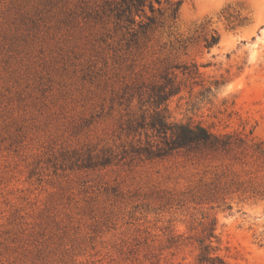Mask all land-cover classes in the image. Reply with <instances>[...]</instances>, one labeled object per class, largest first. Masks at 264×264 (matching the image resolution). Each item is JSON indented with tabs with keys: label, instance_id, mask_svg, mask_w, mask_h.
Returning <instances> with one entry per match:
<instances>
[{
	"label": "rangeland",
	"instance_id": "374dc122",
	"mask_svg": "<svg viewBox=\"0 0 264 264\" xmlns=\"http://www.w3.org/2000/svg\"><path fill=\"white\" fill-rule=\"evenodd\" d=\"M121 1L0 0V264H264V0ZM161 90L219 147L149 158Z\"/></svg>",
	"mask_w": 264,
	"mask_h": 264
},
{
	"label": "trees",
	"instance_id": "16d2710c",
	"mask_svg": "<svg viewBox=\"0 0 264 264\" xmlns=\"http://www.w3.org/2000/svg\"><path fill=\"white\" fill-rule=\"evenodd\" d=\"M154 1L159 5L155 8ZM122 0L112 10L117 18L125 20L130 26L132 36H136V18L135 13L142 12L146 18V22L141 21L138 24V29L146 33L152 26L156 24L154 13L162 12L164 9L169 12V17L173 20L178 18L181 8V1L176 0ZM146 7L149 8L153 16L146 14ZM218 42V38L213 37L209 45H214ZM173 92L166 93L162 91L158 94L155 101V115L151 120V127L155 129L158 137L161 138V144L154 145L150 140L143 147V151L149 158L164 157L173 152L182 149H193L198 146L219 147L221 140L209 132L207 128L201 124L169 122L167 115V107L162 108V105L168 101ZM215 225V223H213ZM210 238H216L214 228L212 229ZM214 248L211 244H207L202 248L199 264H227L224 259L214 253Z\"/></svg>",
	"mask_w": 264,
	"mask_h": 264
}]
</instances>
